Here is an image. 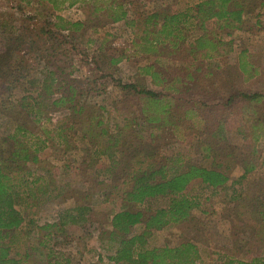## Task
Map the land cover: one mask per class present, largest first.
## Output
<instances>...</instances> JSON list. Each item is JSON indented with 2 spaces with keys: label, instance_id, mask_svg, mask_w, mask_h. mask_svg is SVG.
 Wrapping results in <instances>:
<instances>
[{
  "label": "rangeland",
  "instance_id": "rangeland-1",
  "mask_svg": "<svg viewBox=\"0 0 264 264\" xmlns=\"http://www.w3.org/2000/svg\"><path fill=\"white\" fill-rule=\"evenodd\" d=\"M89 1L79 0L72 5L63 4L53 9L47 2L38 3L36 0H0L1 149L7 147L4 139L15 131L14 126L18 124L31 128V131H41L34 129L36 124L31 120L32 117L27 116L19 107L18 102L23 95L36 99L42 107L48 106L47 115L52 125L59 120V125L65 127V119L71 112L65 111V108L55 109L50 106V101L58 97L59 93H49L43 89L42 82L45 78L54 76L56 81L64 80L61 89L66 90L68 84L80 87L83 81L90 82L101 71L108 73V76L99 78V90L90 92L86 101L89 109L87 114L100 119L103 127H106V133L101 134L84 121L85 128L64 130L51 129L50 124H44L49 134L43 147L37 152L39 163L28 165V175H18L29 183V186L23 187L18 205L23 215L21 229L28 231L27 248L30 244L35 246L39 235L36 225L54 221L65 207L89 202L95 210L91 216L102 220L107 216L105 203L110 208H119L121 201L115 195L116 190L109 185L114 175L105 171L110 160L117 158L119 152L108 141L116 136L117 131L124 130L121 129V117H137L138 111L136 98L125 96L116 85V79L122 82L133 80L138 85L151 86L149 77L141 76L138 67L157 56L140 54L132 46L133 40L140 34L142 19L154 10H185L198 0H122L129 1L125 3V7L128 11L127 18L133 19L132 24L127 23L128 20L109 21L101 12L93 14ZM56 16L70 22L81 21L83 24L80 29L71 30V37H66V42H62L59 48L54 47L55 39L42 31L46 21H51L47 26L53 29L52 22ZM53 30L57 33L55 28ZM202 32L203 30L192 27L189 22L183 24V34L187 38H194ZM205 32L214 41L221 42L219 56L203 61L197 58L195 61L183 51L175 62L171 56H158L157 59L159 69L165 75H168L166 70L172 74L177 72L176 69L184 73L187 67L191 71L198 67L194 74L197 75L196 81L191 80L190 88L182 92L184 100L197 95H224L233 88L264 92V3L243 15V23L239 29L219 28L211 21L207 23ZM183 47H186L185 43L181 48ZM242 53L246 61L258 67L257 75L246 77L237 72L236 67ZM120 55L123 58L117 62L112 61ZM59 68H63L62 72ZM50 71H55V74ZM170 77L168 75V79ZM244 119L242 129L233 128L239 121L231 119L228 129L219 132V140L216 136L211 137L213 129H186L195 146L192 154L188 152L189 148L184 147L182 137H177L172 130L159 128L156 124L140 127L142 137L155 136L152 145L157 147V153L147 155L143 160L145 163L164 156L167 162H173L178 155L181 159L185 158L199 165L216 167L228 177L223 186L214 190L200 183L195 184L193 192L198 194L200 204L192 210L193 216L154 230L147 238L149 245H175L191 240L199 248L200 259L197 264H219L222 255L228 252L242 258L264 257V244L254 239L258 224L249 210L250 204L236 199L237 195H245L254 182L257 185L251 192L252 197H264L261 195L263 192H258L264 185V99ZM132 130L134 129H126L124 132L129 136ZM82 131L88 136L82 137ZM253 133L257 135V139L249 141ZM244 135L247 136L246 139ZM33 139L32 136L30 141L33 142ZM251 142L256 151L248 161L255 162L256 166L240 177L244 169V156L241 155L240 148L248 153ZM211 143L212 150L206 154L202 144ZM99 145L105 149V153L97 151ZM76 165L77 171H72ZM34 179L36 181L32 182ZM88 180L93 183L100 180L102 184L93 192L88 187ZM109 194L108 200L102 202L104 196ZM158 203L159 200H155L150 204L144 203L141 207H155ZM94 226L90 224L87 229L77 232L72 242L65 246V251L71 253L73 264H113L109 255L113 253L115 243L107 238V234L100 238ZM141 229L142 224L138 223L133 226L132 231L137 233ZM24 249L22 245L17 248L20 253ZM28 251L29 263L43 264L39 251L31 248Z\"/></svg>",
  "mask_w": 264,
  "mask_h": 264
},
{
  "label": "trees",
  "instance_id": "trees-1",
  "mask_svg": "<svg viewBox=\"0 0 264 264\" xmlns=\"http://www.w3.org/2000/svg\"><path fill=\"white\" fill-rule=\"evenodd\" d=\"M77 1L79 0H36L38 3L47 2L53 9L63 4L72 5ZM127 2L129 1H89L92 4L93 14L97 15L101 12V15H105L109 21L128 20L127 23L132 24L133 19L127 18L128 11L125 7ZM263 3L264 0H198L185 10L169 12L167 9H160L145 15L141 21L140 34L135 37L132 46L134 50L136 47V51L140 54L157 56L138 67L141 76L149 77L151 86L138 85L133 80L122 82L116 79V85L125 96L136 98L138 111L137 117L129 118L126 115L121 117L123 123L121 129L124 130L117 131L116 136L108 141V143L112 142L113 148L119 152V156L112 158L105 169L114 175L109 185L116 190L115 195L121 201L119 208H110L108 203H105L107 216L102 220L91 216L95 210L89 202L65 207L60 210L54 221L36 225L39 235L35 246L30 244L28 248L26 247L28 231L21 229L23 215L18 205L21 202L20 193L23 187L29 186V183L18 175L22 173L28 175L30 173L28 165L39 163L37 152L43 147L42 144L49 134L44 124H50L51 129L64 130L85 128L84 121L85 124L98 129L101 134L106 133L102 121L87 114L89 109L86 101L90 92L99 90L101 85L99 78L108 76V73L100 69V75L93 77L90 82L83 81L80 87L77 84H68L66 90L61 89L64 80L56 81L54 76L43 80L44 90L49 93H59L58 97L50 101V106L55 109L65 108V111L71 112L65 119V127L59 125V120L52 125L47 115L48 106L42 107L36 99L23 95L18 105L27 116L32 117L31 120L36 124L34 129L41 131H31V128L18 124L14 126L15 131L4 139L7 147L0 148V264H41L29 263L30 248L39 251L43 264H73L71 253L64 248L72 242L77 232L87 229L90 224L96 226L93 228L98 230L100 238L107 234V238L115 243L114 251L109 255L113 264H197L200 252L193 241L185 240L175 245H149L147 238L154 230L193 216L192 210L200 204L198 194L193 192L195 184L200 183L214 190L223 186L228 177L216 167L199 165L188 159H181L178 155L173 162H167L164 156L145 163L143 160L147 155L157 153V147L152 145L155 136L142 137L139 129L145 124H156L159 128L170 129L177 137H182L184 147L189 148L188 152L191 154L195 146L186 129H213L211 137L216 136L217 140H219V132L228 129L231 119L239 121L233 128L242 129L245 116L251 115L254 106L263 101L264 92L233 88L224 95L221 93L207 97L197 95L184 100L182 92L190 88L191 80L196 81L197 75L194 74L197 73L198 67H194L192 71L187 67L184 73H180L178 69L173 74L166 70L171 76L168 79V75L160 71L157 59L158 56H171L172 61L175 62L183 51L195 61L197 58L203 61L219 56L221 52L218 48L221 42L208 37L205 32L207 23L213 21L219 28L227 30L239 29L243 23V15ZM187 22L203 32L194 38L185 37L183 24ZM50 23L51 21H46L42 31L43 34L55 39V48L66 42V37H71L69 34L71 30H78L83 25L81 21L70 22L56 16L52 22L53 29L57 30L55 33L47 26ZM64 31L66 33H63ZM56 36H60L59 39ZM184 43L186 47L181 48ZM70 47L74 48V45L70 44ZM243 56L242 53L239 57L237 72L246 77L257 75L258 67L246 61ZM121 58L123 55L112 61L117 62ZM59 70L62 72L63 68ZM50 73L55 74V71ZM53 83L56 84L52 86ZM118 114L121 115L119 111ZM126 129L134 130L128 136L124 132ZM82 132V137L88 136L85 131ZM32 136L33 142L30 141ZM250 139L255 141L257 135L253 133L249 141ZM249 144L248 153L240 148L241 155L244 156L242 162L244 169L240 177L256 166L255 162L248 161L256 151L254 143ZM202 148L208 154L212 150V143L202 144ZM97 151L106 152L101 146ZM77 169L76 165L72 171ZM86 182L93 192L102 184L100 180L94 183L90 180ZM256 183H252L247 193L243 196L237 195L236 199L250 204L249 210L254 214L258 224L254 239L264 244V197L251 195ZM263 186L258 189L259 193L263 192L262 196ZM110 195H105L102 202L107 201ZM250 196L252 198H249ZM155 200H159L155 207L147 205L141 207L142 204H150ZM138 223L142 224V229L135 233L132 229ZM86 224L88 225L85 228ZM21 245L25 247L22 253L17 250ZM219 264H264V257L242 258L228 252L222 255Z\"/></svg>",
  "mask_w": 264,
  "mask_h": 264
}]
</instances>
